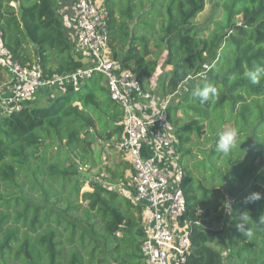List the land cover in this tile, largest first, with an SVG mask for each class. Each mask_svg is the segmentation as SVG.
Segmentation results:
<instances>
[{"label":"trees","instance_id":"obj_1","mask_svg":"<svg viewBox=\"0 0 264 264\" xmlns=\"http://www.w3.org/2000/svg\"><path fill=\"white\" fill-rule=\"evenodd\" d=\"M103 1L113 58L144 90L162 52L170 68L162 90L202 77L167 107L183 169L186 264H264V226L257 224L264 217V80L253 85L243 75L264 64V0L219 1L221 18L203 31L195 23L207 0ZM0 29L13 59L38 62L46 78L85 67L66 39L57 0H0ZM208 83L219 95L201 105L193 93ZM123 120L100 75L45 107L0 115V264H147L143 209L113 188L125 175L108 169L105 182L81 178L101 163L96 147L120 141ZM227 128L238 130L237 148L221 155L215 144ZM85 185L91 190L82 193ZM253 192L262 198L245 204ZM244 211L248 237L236 228Z\"/></svg>","mask_w":264,"mask_h":264},{"label":"built area","instance_id":"obj_2","mask_svg":"<svg viewBox=\"0 0 264 264\" xmlns=\"http://www.w3.org/2000/svg\"><path fill=\"white\" fill-rule=\"evenodd\" d=\"M73 1V55L85 65L74 74L46 78L38 62L23 66L3 45L0 29V67L9 78L7 87H0V115L26 108L44 89L69 87L78 92L85 80L102 76L111 99L124 111V133L115 145L131 164L134 201L143 209L145 261L186 264L191 241L187 207L180 189L183 169L178 163L174 127L167 118L168 105L165 102L157 109L155 87L144 90L137 75L122 69L114 60L108 35L110 14L104 1Z\"/></svg>","mask_w":264,"mask_h":264},{"label":"rangeland","instance_id":"obj_3","mask_svg":"<svg viewBox=\"0 0 264 264\" xmlns=\"http://www.w3.org/2000/svg\"><path fill=\"white\" fill-rule=\"evenodd\" d=\"M219 1L221 0H207L204 11L196 19L195 25L198 30L203 31L207 28L212 30V28L214 27V23L221 18V9L216 6V4ZM239 20H241V18ZM164 56L165 54L162 52V54L159 57V68L156 74L154 75V79L146 82L147 88H151L152 86L155 87V91H156L155 101L157 102V104H160L159 108L165 102L167 103V105L176 104L184 94H186L188 91L193 89L195 86H198L200 84V81L202 80V77L192 78L182 87H180L178 90H174V89L162 90L159 87L160 84L159 80L160 79L162 80L163 74L170 69L167 68L165 65ZM157 77H159V80H157ZM46 91L53 92L55 93L56 96L60 94H68L70 92L69 89H63L60 87L44 89V92ZM47 102L48 101H45L44 102L45 105L43 104L40 106L45 107ZM113 146L114 147L108 145H101L99 147H96V152L101 158V163L94 169L89 170V168H85L84 169L85 173L81 176V178L88 182L95 180L98 181L100 180L102 182H105L104 179H108L111 177V174L108 173V169L113 171H119L120 173L125 175V182L124 183L122 182L118 185H114L113 186L114 190L119 192L122 196L126 198H132L134 200L135 199V191L133 187L134 176H133L131 164L124 155V153H122L121 150L118 149L116 145ZM51 157H53V150L51 151ZM90 190H91L90 186L85 185V187L82 189V193ZM34 196L35 197H32L34 198V200L40 201L41 197L39 196L37 197V195ZM51 200L53 201V199ZM227 214H229V211L227 212ZM227 254L228 253L226 250V252H224V256L226 257Z\"/></svg>","mask_w":264,"mask_h":264},{"label":"clouds","instance_id":"obj_4","mask_svg":"<svg viewBox=\"0 0 264 264\" xmlns=\"http://www.w3.org/2000/svg\"><path fill=\"white\" fill-rule=\"evenodd\" d=\"M244 77L253 85L259 84L261 80H264V64H257L250 68H245ZM219 95L218 88L208 83L201 88L196 89L193 96L199 99L201 105L214 101ZM161 116L160 118H162ZM239 132L236 128H227L218 134V139L215 144V152L221 155H227L232 153L237 148V138ZM262 198V194L259 192H253L245 198L244 203H253ZM224 207L226 210L231 211L230 202L224 201ZM237 223L236 228L245 237L251 236V224L249 223V212L244 211L238 217H236ZM259 224L261 227L264 226V217L260 218Z\"/></svg>","mask_w":264,"mask_h":264},{"label":"crops","instance_id":"obj_5","mask_svg":"<svg viewBox=\"0 0 264 264\" xmlns=\"http://www.w3.org/2000/svg\"><path fill=\"white\" fill-rule=\"evenodd\" d=\"M57 6L58 10L63 18L64 21V31L66 39L69 43L72 42L74 38V32H75V24H74V18H75V9H74V1L73 0H57ZM164 60L166 57V53H164ZM154 76L147 80H153ZM157 80H159V77H157ZM9 83L8 75L4 71H0V87H7ZM195 88V87H194ZM63 89H69V87L63 88ZM70 91V89H69ZM64 94H60L58 96H62ZM53 92H44V90L40 91L32 100L29 101L27 106L33 107V106H40L45 105V101H52L56 97ZM46 103V104H47ZM157 103V102H156ZM165 103H163L164 105ZM160 104H156L157 109L159 108ZM155 107V108H156Z\"/></svg>","mask_w":264,"mask_h":264}]
</instances>
